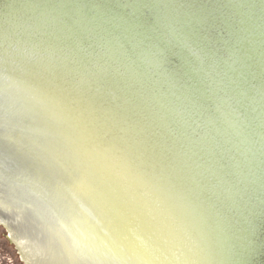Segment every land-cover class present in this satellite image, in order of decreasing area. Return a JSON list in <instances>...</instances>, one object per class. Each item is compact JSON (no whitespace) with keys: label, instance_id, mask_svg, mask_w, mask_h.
Returning a JSON list of instances; mask_svg holds the SVG:
<instances>
[{"label":"water","instance_id":"obj_1","mask_svg":"<svg viewBox=\"0 0 264 264\" xmlns=\"http://www.w3.org/2000/svg\"><path fill=\"white\" fill-rule=\"evenodd\" d=\"M77 29L91 33L100 57L137 52V77L151 86L149 103L181 113L208 153L197 163L224 178L201 208L191 240L180 225L161 224L174 252H191L161 256L146 246L148 258L264 264V0H0V230L15 249L18 244L24 262L145 259L90 209L73 212L33 143L48 133L36 115L42 86L21 69L54 60L55 37ZM189 39L205 53L203 62L190 56Z\"/></svg>","mask_w":264,"mask_h":264},{"label":"snow or ice","instance_id":"obj_2","mask_svg":"<svg viewBox=\"0 0 264 264\" xmlns=\"http://www.w3.org/2000/svg\"><path fill=\"white\" fill-rule=\"evenodd\" d=\"M90 37L79 29L57 36L54 60L21 69L42 86L36 115L48 133L33 141L38 155L49 163L73 212L87 215V208L100 216L109 231L135 246L142 264H156L146 246L161 256L191 252H174L161 224L180 225L191 240L201 208L219 193L224 178L197 163L208 153L181 123V113L149 103L151 86L137 77V52L100 57ZM184 45L203 62L205 53L191 39Z\"/></svg>","mask_w":264,"mask_h":264},{"label":"rangeland","instance_id":"obj_3","mask_svg":"<svg viewBox=\"0 0 264 264\" xmlns=\"http://www.w3.org/2000/svg\"><path fill=\"white\" fill-rule=\"evenodd\" d=\"M0 264H26L6 237L0 230Z\"/></svg>","mask_w":264,"mask_h":264},{"label":"flooded vegetation","instance_id":"obj_4","mask_svg":"<svg viewBox=\"0 0 264 264\" xmlns=\"http://www.w3.org/2000/svg\"><path fill=\"white\" fill-rule=\"evenodd\" d=\"M4 224V223H3ZM7 231L12 235V237L14 238V235H13V233H11L10 232V230L7 228ZM15 239V238H14ZM15 244H16V250H17V252L19 253V254H22V252H21V250H20V248H19V246H18V244L15 242Z\"/></svg>","mask_w":264,"mask_h":264}]
</instances>
